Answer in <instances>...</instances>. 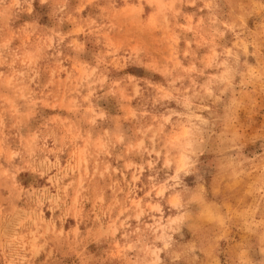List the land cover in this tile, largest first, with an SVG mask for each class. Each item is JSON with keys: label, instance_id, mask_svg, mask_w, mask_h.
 Returning <instances> with one entry per match:
<instances>
[{"label": "rangeland", "instance_id": "obj_1", "mask_svg": "<svg viewBox=\"0 0 264 264\" xmlns=\"http://www.w3.org/2000/svg\"><path fill=\"white\" fill-rule=\"evenodd\" d=\"M0 264H264V0H0Z\"/></svg>", "mask_w": 264, "mask_h": 264}]
</instances>
